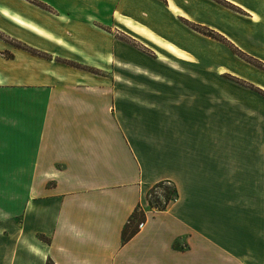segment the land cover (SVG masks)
<instances>
[{"label":"crops","instance_id":"1","mask_svg":"<svg viewBox=\"0 0 264 264\" xmlns=\"http://www.w3.org/2000/svg\"><path fill=\"white\" fill-rule=\"evenodd\" d=\"M226 1L249 13L0 0V264H264V72L226 49L212 64L210 37L174 29L211 27L264 61L263 0ZM162 181L178 195L157 210Z\"/></svg>","mask_w":264,"mask_h":264},{"label":"rangeland","instance_id":"2","mask_svg":"<svg viewBox=\"0 0 264 264\" xmlns=\"http://www.w3.org/2000/svg\"><path fill=\"white\" fill-rule=\"evenodd\" d=\"M214 1H216L219 4L226 6L229 9H232L235 12H239L242 14H248L249 13L248 11H246V9H244L241 6L235 7L234 6L235 3L232 4L226 0H214ZM263 2H264V0H263ZM235 5H237V4H235ZM262 10L264 11V6H262ZM161 25H163V24H161ZM174 29L177 30L179 33H182L185 30H189L191 32V30H192L197 35H205V36L210 37L209 40L211 41V45L209 44V46H210V51H211V63L212 64H215L218 62V58H220V52L225 53V49H226L227 54H228V56H226V60L228 62V65L235 66V62L231 58V57H233V58L242 60L245 65H247V66H249L255 70H258L260 72V74L264 72V61L258 59L256 56H253L249 52L247 53V52H244V51L238 49V47H236L230 41H227L226 38H224L220 33H218L216 30H214L211 27H208V26H205L202 24H198V23H193V22L182 19V21L179 22V25L174 27ZM128 32L130 33L131 31H128ZM129 33H126L125 34L126 36L122 35V37L124 39L140 46V47L145 48L147 51H150L152 49L153 51H156L157 53L160 52V49L156 48L157 46L150 45V43L147 40L142 39L136 33L131 32L130 33L131 35ZM202 45L207 46L208 44L206 42H205V44H199L196 41V46H202ZM249 47H251V46H249ZM231 50L236 55H234ZM217 70H218V68H217ZM221 70H224V68H221ZM221 77L231 79V80H235V81H239L240 83H243V85L246 87H252V83H250L249 80H247V81L244 80V78L240 77L239 75H236L234 72H232L230 70L223 71V73L221 74ZM258 90L260 91V93L264 94V90H262V89H258ZM171 190H172V186L170 184H166L163 187L158 188V189L153 190V191H150L148 193V199L150 200V202L153 205H155V207H154L155 209L158 208V205H165V202H166L165 195L170 194ZM157 210H159V209H157Z\"/></svg>","mask_w":264,"mask_h":264},{"label":"trees","instance_id":"3","mask_svg":"<svg viewBox=\"0 0 264 264\" xmlns=\"http://www.w3.org/2000/svg\"><path fill=\"white\" fill-rule=\"evenodd\" d=\"M4 37V36H3ZM5 38V37H4ZM13 41V40H12ZM17 45L19 47H23V48H26L32 52H36V50H34L32 47L24 44V43H21V42H18ZM166 184H170L172 186V190L170 191V194H166L165 197H166V202H165V205H158V208L159 210H164L168 207L169 203L171 202V200H173L174 198H176V196L178 195L177 193V189H176V186L172 185L170 182L168 181H162V182H159L157 184H155L152 189L150 191H153V190H156L158 188H161L163 187L164 185ZM149 203L151 204L150 206L151 207H155V205H153L150 200L148 199ZM161 206V207H160ZM142 211V210H141ZM145 220V213L142 211V213H139V210H136L132 216L130 217L129 221L127 222L126 226L124 227L123 229V239L124 240H128L130 239L132 236H134L137 231L139 230L138 228V223L140 221H144Z\"/></svg>","mask_w":264,"mask_h":264},{"label":"built area","instance_id":"4","mask_svg":"<svg viewBox=\"0 0 264 264\" xmlns=\"http://www.w3.org/2000/svg\"><path fill=\"white\" fill-rule=\"evenodd\" d=\"M143 224H144V223H143V222H141V223L139 224V227H142V226H143Z\"/></svg>","mask_w":264,"mask_h":264}]
</instances>
